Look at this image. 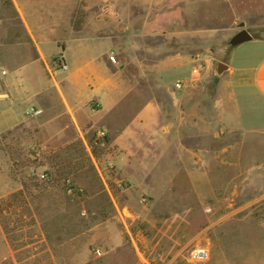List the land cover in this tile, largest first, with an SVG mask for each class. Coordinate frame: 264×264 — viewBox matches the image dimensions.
I'll return each instance as SVG.
<instances>
[{"label":"rangeland","instance_id":"obj_1","mask_svg":"<svg viewBox=\"0 0 264 264\" xmlns=\"http://www.w3.org/2000/svg\"><path fill=\"white\" fill-rule=\"evenodd\" d=\"M88 3L81 1L74 25L114 37L117 115L95 117L94 127L81 130L67 115L28 117L34 105L24 109L31 99L21 95L19 83L11 86L14 98L0 96V264H264V128L238 129L231 115L229 131L221 133L212 111L206 132L192 134L182 126L180 142L166 140V156L160 148L149 155L137 151L131 163L137 179L118 172L120 152L113 146L117 126L147 101L165 112L161 125L175 121L180 95L197 101L183 104L185 112L215 109L228 77L216 76V63L245 66L264 54L255 40L230 45L242 29L264 38V0ZM168 28L176 35L167 37ZM80 41L81 65L90 76L102 67L97 57L106 48L93 39ZM71 45L70 54L77 55ZM176 52L187 62L164 72L165 81L152 67ZM198 65L200 74L193 77ZM32 68L24 87L37 80ZM73 69L71 63L66 73ZM47 73L57 78L61 72L52 62ZM98 130L107 132L104 139ZM178 146L181 157L174 152ZM191 147L208 148L207 183L190 179ZM147 165L144 175L140 167ZM67 180L74 195L66 192ZM195 190L203 197H194ZM198 247L209 253L204 263L191 260Z\"/></svg>","mask_w":264,"mask_h":264},{"label":"crops","instance_id":"obj_2","mask_svg":"<svg viewBox=\"0 0 264 264\" xmlns=\"http://www.w3.org/2000/svg\"><path fill=\"white\" fill-rule=\"evenodd\" d=\"M81 1L83 0H0V85L5 88L4 92L0 90V96L14 98L11 90L14 84L23 90L21 95H24L25 99H31L24 109L34 105L42 110L48 121L67 115L75 126L82 130L94 127L95 117L107 119L117 115L116 108L121 100L113 94L120 93L121 88L115 79L116 67L110 60L116 53L114 37L106 33H92L87 26L81 29V25H74L75 14L81 7ZM84 1L97 6L102 0ZM163 31H166L167 37L176 35L175 29L168 28ZM194 32L192 35L197 37L198 30L195 29ZM88 39L101 42L106 48L97 57L102 67L98 71L94 70L90 76L85 73L86 63L81 65L80 48V40ZM252 40L262 45L259 50H264V38ZM71 43L78 47L77 55L70 54L68 48ZM51 48L57 50H49ZM7 54H10L8 59L5 57ZM57 56L64 59L68 68L71 63L73 64L72 73L62 71L57 78L48 75L47 71ZM186 62L182 54L176 52L175 55H170L153 65L152 69L167 81L163 73L170 72L175 65ZM227 65L230 69L226 72L228 77L225 84H222L223 93L217 99L215 109H204V115L201 114L203 108L191 107L188 112L182 109L183 104L186 106L187 103L197 102L187 95L175 98L173 123L166 122L161 125V120L166 116L159 103L155 101H147L135 114L128 115L127 121L117 126L119 128L113 140V146L120 152L116 162L118 172L127 178L137 179L131 167L135 165L131 163H136L134 158L137 151H144L149 155L160 148L161 155L166 156V152L171 151L167 148L166 140L177 143L179 139L180 142L179 133L182 126L184 129L189 126L192 134L206 132L213 122V116H210L212 111L215 114L214 122L222 129L221 133L229 131L232 121L235 127L244 131L264 128V54L252 64L236 66L233 62ZM31 67L37 75V80L36 82L33 80V85L24 87L26 70H30ZM3 70L6 74H2ZM11 72L14 73L13 76ZM6 87L9 91H6ZM91 103H99L100 109L93 112L90 109ZM186 150L190 155L191 181L207 183L208 148L191 147ZM174 152L181 157L182 148L178 146ZM225 160V164H228V155ZM140 169L144 175H149L148 165L147 168ZM193 195L197 198L203 197L198 190H195Z\"/></svg>","mask_w":264,"mask_h":264},{"label":"built area","instance_id":"obj_3","mask_svg":"<svg viewBox=\"0 0 264 264\" xmlns=\"http://www.w3.org/2000/svg\"><path fill=\"white\" fill-rule=\"evenodd\" d=\"M110 60L111 61H115V58L114 56H111L110 57ZM53 64L55 66V69L57 70V72H62V71H67L68 69V66L67 64L65 63L64 59L62 57H58L56 58L54 61H53ZM200 70H201V67L198 65V66H194L193 69H192V76L195 77V76H198L200 74ZM2 74H6V72L3 70L2 71ZM176 87L178 89H180L182 87V84L180 82H178L176 84ZM100 104L99 103H95L93 106H92V111L93 112H96L100 109ZM42 114V110L39 109V108H36L35 106H32V107H29L27 110H26V115L28 117H37L39 115ZM97 137L99 139H104L107 135V132L105 130H98L97 131ZM120 187L121 188H125L127 187V183H124V184H120ZM66 192L69 194V195H74L76 192H77V189L72 185L71 181L70 180H67L66 181ZM82 192V190H81ZM141 203L143 204H147L148 203V200L147 198H142L141 199ZM83 215H86L85 212H83ZM96 254L98 256H101L102 255V252L100 249H96L95 250ZM209 259V253L207 251L206 248H195L192 253H191V260L194 261V262H197V263H204L206 262L207 260Z\"/></svg>","mask_w":264,"mask_h":264},{"label":"water","instance_id":"obj_4","mask_svg":"<svg viewBox=\"0 0 264 264\" xmlns=\"http://www.w3.org/2000/svg\"><path fill=\"white\" fill-rule=\"evenodd\" d=\"M253 39V36L251 33L245 29H242L240 32L235 34L231 40H230V45L232 47L238 46L244 42L251 41ZM230 67L223 63V62H217L215 65V74L218 77H221L224 73L229 71Z\"/></svg>","mask_w":264,"mask_h":264}]
</instances>
